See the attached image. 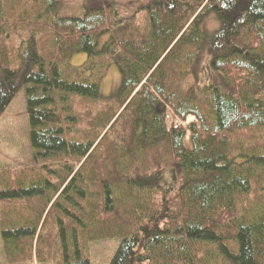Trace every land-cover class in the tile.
<instances>
[{
  "label": "trees",
  "instance_id": "trees-1",
  "mask_svg": "<svg viewBox=\"0 0 264 264\" xmlns=\"http://www.w3.org/2000/svg\"><path fill=\"white\" fill-rule=\"evenodd\" d=\"M60 4L0 0V118L25 89L48 173L0 192L36 196L22 224L1 215L8 258L26 262L56 211L59 264H91L81 239H119L109 264H264V0Z\"/></svg>",
  "mask_w": 264,
  "mask_h": 264
},
{
  "label": "rangeland",
  "instance_id": "rangeland-1",
  "mask_svg": "<svg viewBox=\"0 0 264 264\" xmlns=\"http://www.w3.org/2000/svg\"><path fill=\"white\" fill-rule=\"evenodd\" d=\"M60 13L64 16L81 15L82 0H59ZM19 39L14 47L8 48V60L11 63L16 62L19 53L22 51L19 47ZM87 58L86 54H76L69 63L74 66L81 65ZM202 75L209 76L207 70L201 71ZM121 84V73L116 66H111L107 71L104 79L100 84V91L103 97H112ZM168 123L177 124L179 121L172 118V111L168 109ZM196 121L193 115L187 118L185 124ZM44 162L36 161L33 156L32 143L30 139V126L26 106L25 89H21L12 103L6 109L0 118V192L8 189V185L12 188L18 187L20 182L38 183L44 175H48L44 171ZM53 167V166H52ZM53 175V174H52ZM55 176V175H53ZM54 181V179H53ZM55 183H57L55 181ZM61 188L60 192L64 189ZM27 188V187H26ZM60 192L58 194H60ZM54 197L53 201L57 198ZM36 196L25 197L23 199H8L0 195V221L3 211H16V219L19 224L24 218L31 217L32 200ZM37 201V200H36ZM63 201V200H62ZM61 201V202H62ZM43 202H39L37 206H42ZM65 207L69 206V202L64 201ZM38 208V210L40 209ZM50 208V207H49ZM44 213L43 220L49 210ZM54 209V208H53ZM28 213V214H27ZM51 213V212H50ZM49 213V214H50ZM67 214V213H66ZM28 215V216H27ZM33 219H36V212L33 213ZM66 215H62V219ZM56 211L50 214L47 222L43 224V230L38 233L33 242V249L28 253V260L24 263L12 262L5 251L4 242L1 234L0 226V264H59L61 262V252L59 249V238L57 235L58 225ZM42 220V221H43ZM67 221L68 218H64ZM41 221V225L42 222ZM41 227H39L40 232ZM37 237H40L41 242L37 245ZM84 255L90 259L91 264H109L114 257L120 240L119 239H81Z\"/></svg>",
  "mask_w": 264,
  "mask_h": 264
}]
</instances>
